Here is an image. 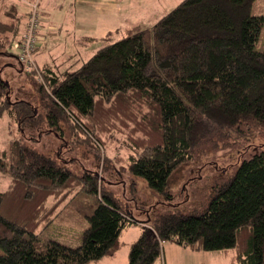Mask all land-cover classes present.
<instances>
[{
    "label": "trees",
    "instance_id": "1",
    "mask_svg": "<svg viewBox=\"0 0 264 264\" xmlns=\"http://www.w3.org/2000/svg\"><path fill=\"white\" fill-rule=\"evenodd\" d=\"M254 2L182 0L154 25L109 41L73 70L38 64L43 80L18 61L31 89L52 95V104H44L48 127L61 130L62 138L65 116L72 142L103 153L110 141L120 140L125 171L170 199L169 178L198 148L219 139L221 128L264 127V50L256 46L264 14H253ZM17 12L10 4L3 13ZM20 20L0 21V57L18 59ZM3 68L0 113L8 111L26 132L43 117L40 107L28 98L11 100ZM0 171L11 177L0 191V264H94L117 252L122 230L136 221L97 173H76L22 138L0 150ZM210 199L201 210L163 213L152 228L144 227L129 264H154L167 241L232 251L238 264H264V150L213 185ZM69 205L87 220L82 243L43 239V230Z\"/></svg>",
    "mask_w": 264,
    "mask_h": 264
},
{
    "label": "rangeland",
    "instance_id": "2",
    "mask_svg": "<svg viewBox=\"0 0 264 264\" xmlns=\"http://www.w3.org/2000/svg\"><path fill=\"white\" fill-rule=\"evenodd\" d=\"M29 1L33 2L36 0ZM45 1L47 0H40V9L44 18L49 17L52 20H56L62 16L63 19H67L65 30L69 39L61 44L63 46L61 49L66 55L52 65L54 67L59 65L62 70L70 66L69 68L73 70L75 66L79 63L81 65L83 60L90 58L97 49L109 41L124 37L129 30L136 29V27L145 28L154 25L161 17L177 5H180L182 0H121L126 15L122 18L123 22L116 26L120 27L119 29H115L116 27L113 29L111 24L100 26L96 22L95 26L93 25L92 18L96 16V11L99 9L95 2H102V0H89L93 3L86 1V3L77 5V8L72 7L71 9L70 5L73 0H67V3H64L63 0H58L62 2L61 6L56 8H54L55 6L48 7V9L43 6ZM10 3H13L18 8V12L15 14L16 17L18 15L21 17L19 25L24 29V23L27 22L26 13H28L24 0H0V21L10 23L16 20V17L3 13L8 9ZM85 5L88 7H85ZM252 12L255 15L264 14V0H255ZM81 14L89 18L82 17L84 20L74 22V16L76 15L77 19H79ZM47 26L48 24L45 23V27ZM62 27V24H60V30ZM85 28L94 29L95 38L89 40L87 45L77 48L76 55L68 57L69 54L72 55L75 52V46L70 41L73 40L74 36H77L78 32H85ZM1 30H3L2 27ZM45 30L47 29L45 28ZM109 33H111V38L105 39ZM256 46L257 50H264V28ZM15 51L19 50L16 49ZM1 65L4 67L3 77L10 81L13 89L11 100L14 101L17 98L32 100L40 107L43 117L35 125H31L35 126L34 128L31 129L27 126L26 132H23L22 129H19V123L16 118L8 111L0 113V150H8L10 141L13 138H22L23 143L49 155L57 163L68 166L76 173H82L85 169H89L102 177L104 188L111 193L126 213L133 216L136 220L123 230L121 234L122 246L118 253L114 256L103 257L117 258L116 264H121L125 258H130L132 244L141 233L139 222H144L148 227L152 228L153 224L163 213L171 211L185 213L194 212L195 209H203L211 200L213 185L225 183L233 176L235 170L245 158H250L255 153L264 150V127H243L239 131L221 128L219 139H211L213 142L206 143L198 148L196 157L183 164L169 178L167 189L173 195L169 199L166 194L151 187L144 177L131 175L125 171L127 151L126 149L124 150L126 145L123 146L120 140L115 141L113 139L110 141L107 144L106 153L86 143H74L71 141V132L65 116L60 119V124L65 134L61 138L58 134V131L61 130L56 127H48L47 123L44 104H52L51 93L46 94L31 89L29 82L31 77L26 70L22 69L18 59L1 56ZM56 129L58 130L56 131ZM117 136L122 140V135L117 134ZM65 138L70 141V144L64 143L66 142ZM10 181L11 177L0 171V191L6 190ZM78 214V210L71 205L65 207V214L47 226L41 233V237L43 239H56L71 246L80 245L87 220L82 214ZM172 246L174 244L168 241L163 246L162 255L165 253V258H168V260L169 258H192L189 260L177 259L175 264L236 263L232 259L234 254L232 251L228 253L226 250H202L201 252L188 249V252L182 251V253H178V251H173ZM0 253H2L1 247ZM162 255L159 258H162ZM110 260L104 259L103 263L99 264H109ZM154 264H160V259L155 261Z\"/></svg>",
    "mask_w": 264,
    "mask_h": 264
},
{
    "label": "crops",
    "instance_id": "3",
    "mask_svg": "<svg viewBox=\"0 0 264 264\" xmlns=\"http://www.w3.org/2000/svg\"><path fill=\"white\" fill-rule=\"evenodd\" d=\"M86 1H89V0H73V3H71V5H70V9L72 7L77 8V5H81L80 3H86ZM24 2L27 5V6H25L27 8V11H29L28 3L30 1L24 0ZM63 2L67 3V0H63ZM89 2L93 3L92 1H89ZM10 4H13V3H10ZM95 4H97L99 9L96 11V16L94 18H92V20L94 22L93 23L94 26H95L96 22L100 26H103L105 24H111L113 26V29H114L116 26H118L119 23L123 22L122 18L125 17L126 13H125V9L123 7V3L121 2V0H102V2H95ZM61 5H62V2H59L58 0H57V2H56V0H51V1L47 0V1H45V3H43V6L46 7L45 9H48V7H54V6H55L54 8H56V7H59ZM85 7H88V6L85 5ZM45 9H44V11H45ZM17 11H18V8H17ZM44 15H45V13H44ZM74 17H75V19L73 20L74 22L75 21L80 22V20L82 21V20H84V18H89L83 14L80 15L79 19H77L76 15ZM82 17H84V18H82ZM27 18H28V15L26 17V21H27ZM45 23L48 24L47 27H45ZM65 23H67V19H63L62 16L56 20H52L49 17L44 18L43 26L41 27L40 34H39L40 37L38 40V47H37V51L35 54L37 62L41 67L50 65L53 68H55V70H62V67H58L59 65L54 67L52 64H55L56 62L59 61L60 58H63L66 55L64 53V51H62V49H61L63 47V46H61V44L67 42L69 39L68 33L65 30V26H66ZM60 24H62V26H63L61 28V30H60ZM25 28H26V23H24V29H21V31L19 33L20 38H21V34L24 32ZM45 28L47 30H45ZM119 28L120 27H116L115 29H119ZM74 29H76V27H74ZM85 30H86L85 32H78L76 34L77 36L76 37L74 36L73 40L70 41L73 44V46H75V49H74L75 52L72 55L69 54L68 57H72L73 55H76V49L77 48H79L82 45H87L89 40L95 38L94 36L96 33H95L94 29L91 30V29L85 28ZM79 65H80V63L77 66H75V68H77ZM138 225L140 227V231H141L140 236H141L144 227H146V226L148 227V225L144 222H139ZM123 230H122V232H123ZM122 232H121V234H122ZM121 234H120V243H121L120 248L122 246ZM138 238H136L134 240V242H136L138 240ZM171 243L174 244V246H172L173 251H178V253H182V251L188 252L189 250L190 251H201V250L191 249L189 246L181 245V244H178L175 242H171ZM163 246H164V243H163ZM119 249L117 250V252L114 255H116L118 253ZM164 249H165V247H164ZM203 251H206V250H203ZM114 255H112V256H114ZM104 259H111L110 260L111 262L109 264H116V260H117V258H101L98 261L94 262V264L103 263ZM158 259H160V264H175V262H177V259H181V260L188 259L189 260L192 258H169V260H168V258H165V253H164V255H162V258H157L155 261H157ZM129 263H130V258H125L124 262L123 261L121 262V264H129Z\"/></svg>",
    "mask_w": 264,
    "mask_h": 264
},
{
    "label": "built area",
    "instance_id": "4",
    "mask_svg": "<svg viewBox=\"0 0 264 264\" xmlns=\"http://www.w3.org/2000/svg\"><path fill=\"white\" fill-rule=\"evenodd\" d=\"M28 5L29 12L27 26L24 33L21 35L18 60L23 64L27 71H33L39 80H43L41 69L35 59V51L37 50V43L40 37L39 32L44 17L40 9V0L29 2Z\"/></svg>",
    "mask_w": 264,
    "mask_h": 264
}]
</instances>
